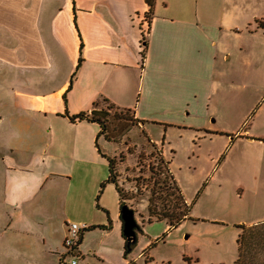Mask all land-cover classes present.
I'll list each match as a JSON object with an SVG mask.
<instances>
[{"label": "crops", "instance_id": "1", "mask_svg": "<svg viewBox=\"0 0 264 264\" xmlns=\"http://www.w3.org/2000/svg\"><path fill=\"white\" fill-rule=\"evenodd\" d=\"M262 8L154 0L149 15L147 0H0V264H62L69 223L87 228L79 264H127L122 222V241L105 243L112 226L99 229L96 260L82 255L88 228L106 224L99 215L108 219L102 196L112 184L97 202L110 175L100 127L66 114L108 100L161 149L163 134L195 136L209 123L232 41L264 35Z\"/></svg>", "mask_w": 264, "mask_h": 264}, {"label": "rangeland", "instance_id": "2", "mask_svg": "<svg viewBox=\"0 0 264 264\" xmlns=\"http://www.w3.org/2000/svg\"><path fill=\"white\" fill-rule=\"evenodd\" d=\"M242 38L230 45L232 58L225 76H215L218 83L207 128L195 136L181 137L174 131L161 137L170 170L192 208L193 220L176 228L165 220L148 223L153 185L149 166L157 168L160 163L133 113L104 101L97 104L95 117L105 124V136L113 142L100 139V145L107 153L112 151L124 204L144 226L128 255L129 264H235L237 227L264 221V35ZM158 130L151 131L154 137ZM102 199L108 219L102 212L99 217L105 225L112 223L104 242L114 246L122 241L114 185L105 188ZM103 234L98 228L85 233L81 252L86 262L95 259ZM142 252L144 257L138 259ZM116 262H124L122 255Z\"/></svg>", "mask_w": 264, "mask_h": 264}, {"label": "trees", "instance_id": "3", "mask_svg": "<svg viewBox=\"0 0 264 264\" xmlns=\"http://www.w3.org/2000/svg\"><path fill=\"white\" fill-rule=\"evenodd\" d=\"M147 3L150 7L149 15H151L153 12L154 0H147ZM148 18H150V16H148ZM82 47L83 46H81V49ZM102 101L110 104L111 108H116L113 104L109 103L108 100H102ZM96 110L97 109L93 110L90 113H81L74 116H69L66 114V117H68L72 122L89 121L99 125L100 132L97 136L96 147L99 153L102 155V157L107 161L109 165L110 175L108 180L101 185L100 192L97 196V202L99 201L105 186L107 184H112L115 186V189L119 195V203L122 209L125 206L124 202L126 199L121 189L118 186V181L116 178L117 176L116 160L113 157L103 154V152L101 151V147L98 143V140L103 139L108 143H113V142H111L106 138L105 136L107 130L105 128L106 126L99 118L95 117L97 112ZM143 133L148 143H150L152 148L157 151V154L159 156V163H160V165L157 168H155L154 166H149V171L151 173L150 179H152L150 180V182H152L153 185L149 189L148 223H152L153 221L165 220L169 223L171 228H176L186 220H193L190 215L192 208L184 198V195L181 189L179 188L174 175L170 170V162L166 161L164 158L163 150L159 148L157 144L153 143L150 140V138L147 137L145 132ZM162 164L165 165V168L162 166ZM97 208H100L98 204H97ZM120 219L122 222V227H124L122 214L120 215ZM111 226L112 223L110 221L109 225L94 226L88 229L90 230V229L98 228L101 230H108L111 228ZM143 227H144L143 225L138 224V226L136 227V233H143ZM237 228L239 229V236L237 240L238 257L235 264H264V221L251 224L248 226L241 225L238 226ZM84 231L80 235L78 247L81 243ZM123 239L125 241L124 256L125 258H128V255L135 248L137 239L134 241H129L124 236V234H123ZM65 259H67L66 256H63V258H61L62 264L65 263L66 261Z\"/></svg>", "mask_w": 264, "mask_h": 264}, {"label": "built area", "instance_id": "4", "mask_svg": "<svg viewBox=\"0 0 264 264\" xmlns=\"http://www.w3.org/2000/svg\"><path fill=\"white\" fill-rule=\"evenodd\" d=\"M86 229L85 225H79L76 223H69L67 225V234L63 242L65 250L64 256L67 257V261L64 264H79L80 255L77 250L80 235Z\"/></svg>", "mask_w": 264, "mask_h": 264}, {"label": "water", "instance_id": "5", "mask_svg": "<svg viewBox=\"0 0 264 264\" xmlns=\"http://www.w3.org/2000/svg\"><path fill=\"white\" fill-rule=\"evenodd\" d=\"M122 220L124 222L123 234L129 241H134L137 238L136 227L138 223L135 219V213L132 209L124 206L121 209Z\"/></svg>", "mask_w": 264, "mask_h": 264}]
</instances>
